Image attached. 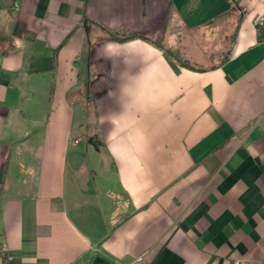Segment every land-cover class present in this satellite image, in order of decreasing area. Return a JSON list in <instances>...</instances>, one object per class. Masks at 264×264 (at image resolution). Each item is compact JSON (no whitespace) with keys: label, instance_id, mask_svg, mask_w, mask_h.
<instances>
[{"label":"crops","instance_id":"crops-1","mask_svg":"<svg viewBox=\"0 0 264 264\" xmlns=\"http://www.w3.org/2000/svg\"><path fill=\"white\" fill-rule=\"evenodd\" d=\"M259 17L264 0H0V264H264ZM225 37L209 70L164 51L197 65Z\"/></svg>","mask_w":264,"mask_h":264},{"label":"trees","instance_id":"trees-1","mask_svg":"<svg viewBox=\"0 0 264 264\" xmlns=\"http://www.w3.org/2000/svg\"><path fill=\"white\" fill-rule=\"evenodd\" d=\"M240 23V17L237 20V24L239 25ZM237 25V26H238ZM234 35V34H233ZM113 39L116 41H126L129 39H133L136 37H141V36H136V35H127V36H123V35H119V34H113L112 35ZM143 39H145L144 37H141ZM260 38H263V34L260 33ZM234 39V37H233ZM232 37L229 39L228 41V46L229 43H231ZM164 51L180 66L189 68V69H193V70H198V71H204V70H209V69H213L218 67L219 65H221L222 63L226 62L229 57H230V50L228 47V50L225 52V54L222 56V58L219 61H216V57L214 55V53L211 52H206V56L204 58H201V60L199 61V63H197V65L192 64V62L190 61L189 56H186L185 53H183V51H181L180 47L177 48H172V49H164ZM221 53V52H220ZM211 63L210 66H204V64H206V62ZM92 135V133L90 134V136ZM2 264H8V258L6 253L3 254L2 256Z\"/></svg>","mask_w":264,"mask_h":264},{"label":"rangeland","instance_id":"rangeland-1","mask_svg":"<svg viewBox=\"0 0 264 264\" xmlns=\"http://www.w3.org/2000/svg\"><path fill=\"white\" fill-rule=\"evenodd\" d=\"M223 31V30H222ZM221 31V32H222ZM223 33V32H222ZM225 40H223L222 41V51H221V53H219L218 51H217V46L215 47V52H213L214 53V55H215V57H216V61H219L221 58H222V56L225 54V52L228 50V41H229V39H230V37H225L224 38ZM225 41H227L226 43L227 44H225ZM208 53V52H207ZM79 137H81V146L83 147V149L86 147V143H85V139H84V136H79ZM87 149L88 150H91V152H92V154H90V155H88V156H90V158L93 160L91 163H89V162H86V165H85V168L89 171V172H91L92 170L93 171H95L96 172V167H95V165L94 164H97V160H94L92 157H93V149H92V147L91 146H89V145H87ZM87 155H85V157H88ZM97 156V155H96Z\"/></svg>","mask_w":264,"mask_h":264},{"label":"built area","instance_id":"built-area-1","mask_svg":"<svg viewBox=\"0 0 264 264\" xmlns=\"http://www.w3.org/2000/svg\"><path fill=\"white\" fill-rule=\"evenodd\" d=\"M264 18L263 17H259L258 19H257V24H262L263 23V20Z\"/></svg>","mask_w":264,"mask_h":264},{"label":"water","instance_id":"water-1","mask_svg":"<svg viewBox=\"0 0 264 264\" xmlns=\"http://www.w3.org/2000/svg\"><path fill=\"white\" fill-rule=\"evenodd\" d=\"M91 143L95 146V136L91 138Z\"/></svg>","mask_w":264,"mask_h":264}]
</instances>
